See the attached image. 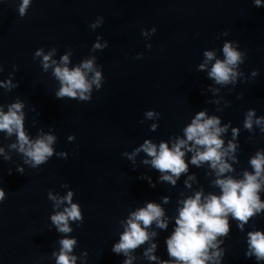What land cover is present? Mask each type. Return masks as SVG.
Wrapping results in <instances>:
<instances>
[{
	"label": "water",
	"instance_id": "95a60500",
	"mask_svg": "<svg viewBox=\"0 0 264 264\" xmlns=\"http://www.w3.org/2000/svg\"><path fill=\"white\" fill-rule=\"evenodd\" d=\"M19 3L0 0V65L5 68L0 80L7 78L13 65L19 68L14 81L19 87L9 93L0 89V104L19 97L26 103L30 134L52 129L58 137L56 150L69 155L67 159L53 156L38 169L26 168L24 175L15 171L22 163L19 155L13 154L10 162L0 158V187L7 193L0 203V264H54L50 257L58 247V234L50 225L52 203L47 193L65 194L60 187L65 183L74 190V202L80 203L84 216L81 226L73 224L71 235L79 241L76 254L87 250L88 264H121L124 258L111 251L122 230L119 221L144 201H159L165 195L171 203L164 207L173 215L180 193L192 191L184 188V177L176 187L167 183L150 187L139 177L147 172L155 182L158 173L139 163L144 154L133 170L122 153L131 152L146 138L159 142L181 135L191 117L205 108L210 115L221 116L222 123L231 121L241 128L239 163L233 165V175L251 171L248 159L264 148V135L258 129L251 135L243 129V120L250 108L264 115V8L254 7L252 0H33L20 17ZM98 16L104 17V23L92 31L89 25ZM153 26L157 32L146 40L141 29ZM225 31L229 35L217 39ZM98 35L109 43L95 53L97 63L103 65V88L94 91L91 102L55 98L58 83L51 70L44 73L39 61L33 60L35 50L55 47L53 58L59 60L71 48L75 65L92 55ZM225 39L238 41L241 50H247L241 66L245 74L258 69L259 75L238 83L231 92V86L213 85L220 89L214 95L206 91L212 81L197 66L205 49L218 50ZM138 53H143L140 60L135 59ZM209 99L220 104L208 103ZM224 100L230 106L218 112ZM152 109L161 114L155 132L149 130L154 121L144 117ZM141 119L145 123H139ZM69 135L75 136L74 142L67 140ZM224 138L226 142L231 138V129ZM10 142L0 133V144L7 147ZM190 171L199 179L194 190L202 185L206 193L218 192L210 184L214 175L206 176L205 169L195 167ZM235 223L226 240L224 264H256L254 258H245L246 234ZM253 226L264 229V216L255 218L246 230ZM170 231L171 226L158 237L157 254L162 258H167L164 240Z\"/></svg>",
	"mask_w": 264,
	"mask_h": 264
},
{
	"label": "clouds",
	"instance_id": "9594fccd",
	"mask_svg": "<svg viewBox=\"0 0 264 264\" xmlns=\"http://www.w3.org/2000/svg\"><path fill=\"white\" fill-rule=\"evenodd\" d=\"M32 3L33 0H20V17L27 14ZM252 4L264 8V0H252ZM103 23L104 17L98 16L89 27L95 31ZM156 32L155 26L150 30L141 29V35L146 40H150ZM228 35L227 31L222 32L217 39ZM108 46V41L98 35L90 50L92 55L75 65L70 60L73 55L71 48L57 60L53 58L56 55L55 47L47 52L41 47L35 50L33 60L39 61L44 73L51 70V75L58 83L55 98L91 102L94 91H100L105 83L103 65L97 63L95 53ZM146 47L150 50L152 45L148 43ZM247 55V50H241L238 41L227 39L218 50L205 49L197 71L205 72L207 79L212 81L206 91L215 95L220 89L213 85H220L231 86V92L238 83L257 77L258 69L246 75L241 68ZM142 58L143 53L135 57L137 60ZM4 71V66L0 65V73ZM17 71L18 66L13 65V71L8 73L7 78L0 80V89L9 93L19 87V81L14 82ZM207 102L220 104V100L216 99ZM229 106L230 101L224 100L217 111L223 112ZM25 109L26 103L19 97L11 103L0 104V133L4 134L5 139L11 140L7 147L0 144V158L10 162L13 154L19 155L22 163L16 165L15 171L21 175L25 174L26 168L38 169L47 164L53 156L67 159L69 155L56 150L58 137L52 129L46 132L40 128L35 136L30 134L26 127ZM160 115L154 109L145 111V119L154 121L149 126L150 131L155 132L159 128ZM145 119L139 123H145ZM222 121L221 116L210 115L205 108L191 117L181 135H173L159 142L146 138L131 152L122 153L131 162L133 170H136L137 158L144 154L139 163L158 173L155 182L147 172L139 177L146 180L150 187L155 188L157 183L176 187L184 177V188L192 191L189 195L180 193L173 215H169L164 207L171 203V197L165 195L159 201H144L142 206L131 210L119 221L122 230L113 242L111 251L124 258L121 264H224L226 240L230 236L233 221L236 222L235 227L246 234L245 258H254L256 264H264V229L253 226L251 230H246V226L255 218L264 216V199L261 198V193H264V148L257 149L248 159L251 171L244 170L242 176L233 175L236 171L233 165L239 163L237 152L241 147V128L234 127L231 121ZM229 129L231 138L226 142L224 137ZM243 129L251 135H256L258 129L264 135V115H257L254 108L248 109L244 114ZM75 139L74 135L67 137L69 142ZM191 167L205 169L206 176L214 175L215 179L210 184L218 192L206 193L202 185L194 190L193 185H199V179L195 172L190 171ZM12 172L9 169L8 174ZM60 187L66 189L65 194L54 190L47 193V199L52 203L50 225L58 234V247L51 252L50 258L54 264H88L87 250L76 254L79 241L71 235L74 232L73 224L79 227L84 222L82 207L79 202H74L75 192L68 184H61ZM6 197L5 189L0 187V203ZM170 226L171 231L164 240L167 258H162L157 254L158 237L161 231L167 232Z\"/></svg>",
	"mask_w": 264,
	"mask_h": 264
}]
</instances>
